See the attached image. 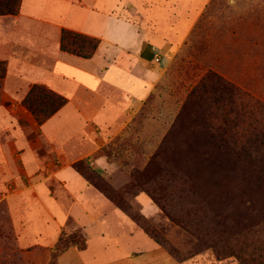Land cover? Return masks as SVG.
Segmentation results:
<instances>
[{"label": "rangeland", "instance_id": "1", "mask_svg": "<svg viewBox=\"0 0 264 264\" xmlns=\"http://www.w3.org/2000/svg\"><path fill=\"white\" fill-rule=\"evenodd\" d=\"M162 1L122 12L143 25ZM151 62L150 95L85 139L59 153L30 135L33 172L0 176V264H264V0H205Z\"/></svg>", "mask_w": 264, "mask_h": 264}, {"label": "crops", "instance_id": "2", "mask_svg": "<svg viewBox=\"0 0 264 264\" xmlns=\"http://www.w3.org/2000/svg\"><path fill=\"white\" fill-rule=\"evenodd\" d=\"M125 1L22 0L17 14L0 16V63L6 67L0 76V176L4 179L33 172L36 155L30 135L40 132L60 153L89 136L90 129L111 123L116 112L150 95L161 77L159 69L151 66V57L173 52L205 0H163L157 4L163 12L158 20L149 18L143 25L122 12ZM119 6L122 9L115 15ZM63 30L99 39L95 54L83 58L62 51ZM34 85L47 86L67 99L42 124L22 119L28 113L23 101ZM56 176L73 194L87 191L70 167ZM50 227L47 233L53 235L57 224Z\"/></svg>", "mask_w": 264, "mask_h": 264}, {"label": "trees", "instance_id": "3", "mask_svg": "<svg viewBox=\"0 0 264 264\" xmlns=\"http://www.w3.org/2000/svg\"><path fill=\"white\" fill-rule=\"evenodd\" d=\"M22 0H0V16L15 15L19 12ZM100 40L71 30H63L61 37V49L64 52L74 54L83 58H91L97 51ZM6 67L4 63H0V76L5 73ZM67 99L63 96L50 92L46 88L34 85L29 94L23 101V104L34 115L39 124L44 123L55 113H57L65 104ZM50 104L53 109L48 112H40V105ZM41 113H44L42 116ZM150 236L154 237L158 243L159 239L146 230Z\"/></svg>", "mask_w": 264, "mask_h": 264}, {"label": "built area", "instance_id": "4", "mask_svg": "<svg viewBox=\"0 0 264 264\" xmlns=\"http://www.w3.org/2000/svg\"><path fill=\"white\" fill-rule=\"evenodd\" d=\"M157 60H159V59H157Z\"/></svg>", "mask_w": 264, "mask_h": 264}]
</instances>
